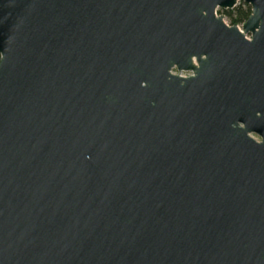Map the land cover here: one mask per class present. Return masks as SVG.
<instances>
[{
  "label": "water",
  "instance_id": "obj_1",
  "mask_svg": "<svg viewBox=\"0 0 264 264\" xmlns=\"http://www.w3.org/2000/svg\"><path fill=\"white\" fill-rule=\"evenodd\" d=\"M0 264H264V0H0Z\"/></svg>",
  "mask_w": 264,
  "mask_h": 264
},
{
  "label": "trees",
  "instance_id": "obj_2",
  "mask_svg": "<svg viewBox=\"0 0 264 264\" xmlns=\"http://www.w3.org/2000/svg\"><path fill=\"white\" fill-rule=\"evenodd\" d=\"M250 13L251 8L245 3H239L233 9L223 11L230 26H241L247 20Z\"/></svg>",
  "mask_w": 264,
  "mask_h": 264
},
{
  "label": "rangeland",
  "instance_id": "obj_3",
  "mask_svg": "<svg viewBox=\"0 0 264 264\" xmlns=\"http://www.w3.org/2000/svg\"><path fill=\"white\" fill-rule=\"evenodd\" d=\"M223 11L224 10H221V9H218L217 11H216V15L218 16L219 14L221 15V16H223L224 18H226V16L223 14ZM227 19V18H226ZM240 29H241V26H238Z\"/></svg>",
  "mask_w": 264,
  "mask_h": 264
}]
</instances>
